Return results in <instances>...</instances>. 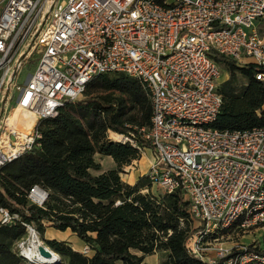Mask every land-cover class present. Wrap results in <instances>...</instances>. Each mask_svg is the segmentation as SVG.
<instances>
[{
	"label": "built area",
	"instance_id": "built-area-1",
	"mask_svg": "<svg viewBox=\"0 0 264 264\" xmlns=\"http://www.w3.org/2000/svg\"><path fill=\"white\" fill-rule=\"evenodd\" d=\"M262 19L264 0H0V170L40 146L38 121L54 118L98 76L124 73L151 103L150 125L134 127L152 150L147 177L163 193L180 191L198 223L188 252L205 264H264V248L219 239L234 227L264 229V126L214 127L222 96L209 56L264 67ZM31 48L38 59L19 84ZM256 78L264 81V72ZM17 108L33 116L31 126L8 123ZM110 138L139 149L131 137ZM26 197L41 206L47 192L33 185ZM19 220L0 206V226ZM18 246L24 260L49 264Z\"/></svg>",
	"mask_w": 264,
	"mask_h": 264
},
{
	"label": "trees",
	"instance_id": "trees-1",
	"mask_svg": "<svg viewBox=\"0 0 264 264\" xmlns=\"http://www.w3.org/2000/svg\"><path fill=\"white\" fill-rule=\"evenodd\" d=\"M209 56L227 73L218 88L222 104L214 127L264 126V81L256 78L264 67L253 62L239 65L214 50ZM151 113L150 100L137 78L108 73L88 82L81 97L65 102L54 118L38 121L40 146L0 170V206L20 218L0 226V264L24 261L12 249L28 236L24 224L31 225L62 258L61 264H147L144 257L157 250L167 252L165 264H205L186 248L194 229L189 230V204L180 191L157 197L147 176L133 184L120 177L123 166L137 158L138 148L111 139L110 133L131 137L139 147L149 148L134 127L149 126ZM96 153L109 156L115 168L94 174L101 170ZM33 185L47 192L41 206L26 197ZM180 219L185 227L179 226ZM47 225L70 230L89 252L45 238Z\"/></svg>",
	"mask_w": 264,
	"mask_h": 264
},
{
	"label": "rangeland",
	"instance_id": "rangeland-1",
	"mask_svg": "<svg viewBox=\"0 0 264 264\" xmlns=\"http://www.w3.org/2000/svg\"><path fill=\"white\" fill-rule=\"evenodd\" d=\"M259 24L261 26V29H264V19H262ZM37 59H38V55L34 54L31 48L27 52L23 60L22 68L19 72V77H18L19 84H23L26 81L27 77L33 72ZM218 65L220 68V76L217 82L218 88H219L220 85L223 83V81L227 79V73L221 64H218ZM9 101H10L9 98H7L5 101V106L9 104ZM112 137L114 136L112 135ZM94 158L101 165V170L92 171L94 174L99 173L100 171L115 168V163L112 161V159L109 156L96 153L94 155ZM148 158L150 159L152 158V150L148 147L146 148L139 147V149H137V158L133 159L128 165L123 166V169L120 172L121 179L129 184L131 183L133 184L141 176H147L148 164H149ZM150 191L157 197L163 194L162 190L158 186L153 185V184L151 185ZM141 192L146 193L147 190L142 189ZM197 224L198 223L195 220H192L190 218L189 230H193ZM179 226L185 227L186 226L185 221H182L180 219ZM35 234L37 235L39 240L44 244L43 240L40 239L36 231H35ZM29 236L30 234H28L26 238L16 241L13 244L12 249L16 251L17 253H20V247L18 245H20V243H23V245L26 246L28 243ZM44 236L47 239H57V240L66 241L74 249L79 250V251L82 250V247H83L80 239L75 234H73L70 230L58 231V230L53 229L51 226L47 225ZM219 237H220L219 239L229 242V243H232L234 241V242H239V243H244V244H251V245L254 244L255 246H258L259 248H264V229L258 228V227L249 228V229H242V228L234 227L228 230L227 232L222 233ZM136 253L140 254V252H136ZM166 258H167V252L165 250H157L156 252H153L152 254L146 255L144 262L147 264H165ZM61 263H62V258L59 256L58 261L56 263H51V264H61ZM22 264H33V263L27 260H24Z\"/></svg>",
	"mask_w": 264,
	"mask_h": 264
},
{
	"label": "bare ground",
	"instance_id": "bare-ground-1",
	"mask_svg": "<svg viewBox=\"0 0 264 264\" xmlns=\"http://www.w3.org/2000/svg\"><path fill=\"white\" fill-rule=\"evenodd\" d=\"M33 122V116L27 112L17 108L16 111L10 116L8 123L14 126L29 127ZM23 254L29 258L33 257L36 262H47L49 264L56 263L59 255L43 244L35 233L30 234L28 243L24 246Z\"/></svg>",
	"mask_w": 264,
	"mask_h": 264
},
{
	"label": "water",
	"instance_id": "water-1",
	"mask_svg": "<svg viewBox=\"0 0 264 264\" xmlns=\"http://www.w3.org/2000/svg\"><path fill=\"white\" fill-rule=\"evenodd\" d=\"M4 101H5V95H4V97H3V99H2V103H4ZM38 263V262H37ZM47 263V262H46Z\"/></svg>",
	"mask_w": 264,
	"mask_h": 264
},
{
	"label": "crops",
	"instance_id": "crops-1",
	"mask_svg": "<svg viewBox=\"0 0 264 264\" xmlns=\"http://www.w3.org/2000/svg\"><path fill=\"white\" fill-rule=\"evenodd\" d=\"M148 159H150V158H148ZM135 181V180H134ZM132 184V183H131ZM82 246H84V244L82 243ZM144 259H145V257H144Z\"/></svg>",
	"mask_w": 264,
	"mask_h": 264
}]
</instances>
